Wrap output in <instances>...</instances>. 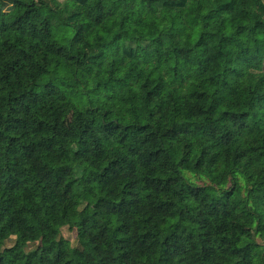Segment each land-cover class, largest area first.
Segmentation results:
<instances>
[{
	"label": "trees",
	"instance_id": "1",
	"mask_svg": "<svg viewBox=\"0 0 264 264\" xmlns=\"http://www.w3.org/2000/svg\"><path fill=\"white\" fill-rule=\"evenodd\" d=\"M0 264H264V0H0Z\"/></svg>",
	"mask_w": 264,
	"mask_h": 264
},
{
	"label": "rangeland",
	"instance_id": "2",
	"mask_svg": "<svg viewBox=\"0 0 264 264\" xmlns=\"http://www.w3.org/2000/svg\"><path fill=\"white\" fill-rule=\"evenodd\" d=\"M60 3L63 2V0H58ZM10 7V5H8L7 7H5V9H8ZM197 180V179H196ZM198 182H202L200 180H197ZM63 235L69 239L73 244H76V231L75 230H70L68 229L67 227H64L63 230ZM16 241V237H11L9 240H7L6 242V246L7 247H10V246H13L14 243ZM38 243H30L26 249L27 250H33L37 247Z\"/></svg>",
	"mask_w": 264,
	"mask_h": 264
}]
</instances>
